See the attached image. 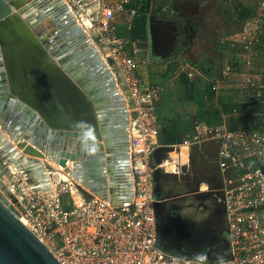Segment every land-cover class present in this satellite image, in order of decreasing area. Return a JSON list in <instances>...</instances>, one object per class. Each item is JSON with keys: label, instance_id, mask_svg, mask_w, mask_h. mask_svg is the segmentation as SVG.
Instances as JSON below:
<instances>
[{"label": "water", "instance_id": "95a60500", "mask_svg": "<svg viewBox=\"0 0 264 264\" xmlns=\"http://www.w3.org/2000/svg\"><path fill=\"white\" fill-rule=\"evenodd\" d=\"M84 1L72 0L79 6L74 10L79 16L100 13L97 0ZM70 6L64 0H0V264H59L13 213L10 201L16 199L3 178L14 169L35 191H48L44 161L57 160L67 172L72 162L80 169L74 172L75 180L87 186L86 195H97L113 205L126 204L132 197L127 101ZM182 42L180 38L176 46ZM92 147L100 150L92 152ZM173 150L158 147L154 165ZM35 169L43 176L40 182L33 177ZM162 175L163 169L156 167L160 245L210 262L229 258L227 240L220 254L206 242L208 224L198 232L189 223L182 224L170 238L159 215L164 203ZM195 192L201 199L211 193ZM188 243L203 244L207 255L186 249Z\"/></svg>", "mask_w": 264, "mask_h": 264}, {"label": "built area", "instance_id": "2783aa9c", "mask_svg": "<svg viewBox=\"0 0 264 264\" xmlns=\"http://www.w3.org/2000/svg\"><path fill=\"white\" fill-rule=\"evenodd\" d=\"M128 2L115 0L106 6L105 19L92 20L91 28L98 32L105 60L129 106L131 200L113 205L97 195H86L87 189L68 179L48 191H35L20 172L13 171L5 180L16 199L10 201L13 213L59 264H264V130L235 132L224 125L196 124L192 136L182 142L185 147L211 140L220 144L223 184L217 190L225 207L230 257L210 262L169 254L158 245L154 170L160 167L168 173L172 160L164 158L152 166L160 147L156 100L161 88H142L136 60L128 53L129 42L108 21ZM260 8L264 10V0ZM261 37L264 30L255 26L251 36L241 39L250 43ZM170 172L180 175L183 168L175 165ZM80 192L83 197H76Z\"/></svg>", "mask_w": 264, "mask_h": 264}, {"label": "crops", "instance_id": "0c3cea01", "mask_svg": "<svg viewBox=\"0 0 264 264\" xmlns=\"http://www.w3.org/2000/svg\"><path fill=\"white\" fill-rule=\"evenodd\" d=\"M184 1L129 0L125 10L108 21L129 42L142 88H161L156 100L159 146L174 148L164 156L172 161L161 181L167 184L164 176L174 174V183L186 186L199 167L201 190L216 191L223 184L219 142L191 147L182 142L192 136L196 124L224 125L235 132L264 130V42L241 39L264 25V13L255 22L250 0H196L200 10L191 12L181 7ZM94 3L101 8L96 19H105L103 9L115 0ZM175 165L183 168L182 174L170 172ZM221 228V233L213 231L216 242L228 234L227 225Z\"/></svg>", "mask_w": 264, "mask_h": 264}, {"label": "flooded vegetation", "instance_id": "af4514ba", "mask_svg": "<svg viewBox=\"0 0 264 264\" xmlns=\"http://www.w3.org/2000/svg\"><path fill=\"white\" fill-rule=\"evenodd\" d=\"M184 2L187 3L190 2V0H185ZM181 4L180 5L184 10H189V8L185 7L183 3ZM195 169L193 178L190 179L189 183H186V186H179L178 184H175L173 181V179L176 178L174 174H167L164 176L168 183L165 184L164 182H161V193L164 197V203H162L159 207V215L163 227L170 232V238L175 235V228L182 224L189 223L195 232L197 229L208 224L211 233L208 232V236L205 235V238H207L206 242L210 241V244H212V251L216 254H220L222 252V248L228 241V234L226 236H220L219 241L216 242L214 241L213 231H216L217 229L219 233H221V227H223V229L226 228L224 218L225 207L223 201L221 200L222 194L220 190L215 191L207 189L206 191L211 193L205 195L202 199L194 195L196 194L195 191L197 189L201 192H206L201 190L200 180L204 178L203 173L199 167H196ZM203 244L188 243L184 245V247L198 255L206 256L207 251Z\"/></svg>", "mask_w": 264, "mask_h": 264}, {"label": "bare ground", "instance_id": "6f19581e", "mask_svg": "<svg viewBox=\"0 0 264 264\" xmlns=\"http://www.w3.org/2000/svg\"><path fill=\"white\" fill-rule=\"evenodd\" d=\"M64 1H66L68 4H69V6H70V3H69V1L68 0H64ZM85 3H86V0H85ZM70 8H71V10H72V13L74 14V17H75V19L78 21V23L81 25V27L86 31V33L88 34V32H87V29L85 28V25L86 24H90V20H91V18L89 17V18H87L86 19V23H84L80 18H79V15H77L76 14V12L74 11V9L72 8V6H70ZM97 12H95L94 14H96ZM94 14H91L90 16L93 18V17H96L97 15H99V14H97V15H94ZM86 18V17H85ZM89 36V35H88ZM90 37V36H89ZM91 39V38H90ZM92 40V39H91ZM93 42V41H92ZM94 44V43H93ZM95 45V44H94ZM95 47H96V45H95ZM96 49L98 50V48L96 47ZM99 51V50H98ZM99 53H100V51H99ZM100 55L102 56V58L105 60V57L100 53ZM106 61V60H105ZM125 96V95H124ZM126 99V98H125ZM127 106H128V103H127ZM128 112H129V106H128ZM129 119H130V114H129ZM90 150H92V152H98L99 150H100V148L99 147H92V148H90ZM128 154H129V151H128ZM48 162H50V164H52L53 165V167L55 168L54 169V171H50L49 169H47V171H48V177H49V180H48V182L46 183L47 185H49L51 188H53L55 185H56V183L58 182V181H62V180H66V179H68V180H70V181H74L76 178H75V173L74 172H77V171H79L80 169H78V167L77 166H74L73 165V163L72 162H70L69 163V165H68V167L70 168V170H71V172H67V170H65V168H63V167H61V166H59L58 164H57V160L55 161H48ZM73 165V166H72ZM76 168L75 169V171H73V168ZM80 167V166H79ZM13 171H18V170H16V169H14ZM13 171H11V172H13ZM35 172L33 173V177L35 178V180H38V178H39V182L41 181V179H42V177L43 176H38L39 175V171H37L36 169L34 170ZM10 172V173H11ZM19 172V171H18ZM21 173V172H20ZM70 173V174H69ZM128 173H129V171H128ZM8 177V175H6V176H4V178H3V180H5L6 178ZM77 181V180H76ZM126 181V180H125ZM124 180H123V182H125ZM78 182V184H80V185H82L83 187H87L85 184H84V182H82V180H78L77 181ZM122 182V181H121ZM130 183H131V185H132V179H131V181H130ZM124 184V183H123ZM126 184H127V181H126ZM109 185H110V183H108V187H109ZM131 191H132V193H133V185H132V187H131ZM0 191H1V189H0ZM108 192H109V189H108ZM76 197H83V192H80L79 193V195H77ZM189 207V206H188ZM186 209V208H185ZM189 212V211H188ZM187 213V212H186ZM184 214V213H183Z\"/></svg>", "mask_w": 264, "mask_h": 264}, {"label": "rangeland", "instance_id": "374dc122", "mask_svg": "<svg viewBox=\"0 0 264 264\" xmlns=\"http://www.w3.org/2000/svg\"><path fill=\"white\" fill-rule=\"evenodd\" d=\"M69 1V3L70 4H72V7H73V9L74 10H77V8H76V6L75 5H73V2H72V0H68ZM261 1V0H260ZM182 3V2H181ZM248 3L250 4L249 6H248V9L249 10H251V11H254L252 14H253V19H255V20H257L263 13H262V10L260 9V11H256V5L258 4L259 5V3H258V0H250V1H248ZM183 4H184V6L185 7H188L189 8V10L187 9V11H190L191 12V10L192 11H196V10H200V8H199V5H198V3H197V1L196 0H191L190 2H183ZM260 6V5H259ZM235 7V6H234ZM230 9V8H229ZM233 8H231L230 10H232ZM234 10V9H233ZM250 11V12H251ZM231 12H233V11H231ZM77 14V13H76ZM92 13H88L87 15L86 14H81L80 16H79V18L84 22V23H86V19L87 18H91V20H90V24H86L85 25V28L87 29V32H88V35L90 36V38L92 39V41H93V43L96 45V47L98 48V50L100 51V53L106 58V52H105V49H104V46L100 43V41L98 40V32H97V30H95V29H93V28H91V26H92V17L90 16ZM98 13H96V14H94V15H97ZM78 15V14H77ZM86 17V18H85ZM98 17H101V15L99 14L98 15ZM99 20H101V18L100 19H97V22L99 21ZM45 162V166H46V168L47 169H49L50 171H54V167H53V165L52 164H50V162H48V161H44ZM152 162L154 163V160H152ZM8 176H10V174L8 175ZM6 180V179H5ZM5 180H4V182H5ZM158 245L164 250V251H166L167 253H169V254H177V255H181L179 252H177V251H174V250H170V249H164L161 245H160V243H159V240H158Z\"/></svg>", "mask_w": 264, "mask_h": 264}, {"label": "trees", "instance_id": "16d2710c", "mask_svg": "<svg viewBox=\"0 0 264 264\" xmlns=\"http://www.w3.org/2000/svg\"><path fill=\"white\" fill-rule=\"evenodd\" d=\"M262 28L264 29V25L262 26ZM260 42H264V37H261ZM256 131V130H255Z\"/></svg>", "mask_w": 264, "mask_h": 264}]
</instances>
